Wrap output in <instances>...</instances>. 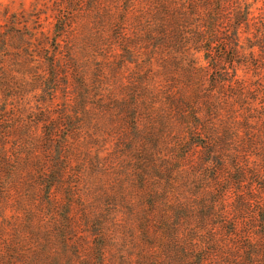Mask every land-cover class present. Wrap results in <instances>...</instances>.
<instances>
[{"label":"trees","instance_id":"obj_1","mask_svg":"<svg viewBox=\"0 0 264 264\" xmlns=\"http://www.w3.org/2000/svg\"><path fill=\"white\" fill-rule=\"evenodd\" d=\"M117 1L111 35L135 79L115 113L66 54L71 19L53 16L60 34H45L9 18L3 44L18 39L21 55L0 61V91L18 86L22 102L0 104V264H264V197L247 194L264 193V158L232 119L216 123L227 105L215 101L248 63L257 0Z\"/></svg>","mask_w":264,"mask_h":264},{"label":"rangeland","instance_id":"obj_2","mask_svg":"<svg viewBox=\"0 0 264 264\" xmlns=\"http://www.w3.org/2000/svg\"><path fill=\"white\" fill-rule=\"evenodd\" d=\"M251 1L252 0H249V2ZM62 2L63 0H0V61L4 60L6 64L15 63L16 54H18V56L21 55L16 49L20 43L18 39H16L13 44H11L10 41H8L7 44L6 42L3 44L2 40V37L7 36L9 18H11L14 13L19 21L16 24L17 29L21 28L24 20L29 18L31 22L37 21V28L42 30L45 34H60L59 27L61 25V20L55 24L53 16L57 15L58 18L64 16L65 18L71 19V26L68 30L73 36L70 37L71 41L67 46L70 47V51L67 50L66 54L72 57L73 60L78 61V66H85L83 70H86L89 74L92 95L96 94L92 87L93 84L103 85L102 87L105 89L106 95L111 97L110 103L108 97L106 104L109 106V109L115 113L118 111L116 101L120 102L123 97L129 100L130 95H132V93L134 94V92L131 93L130 90L134 85L135 79L132 72L134 64L130 63L127 68L121 67L122 52L120 48L115 47L113 36L111 35L112 31H114V27L111 28L109 24L114 21L112 17L108 16L113 15L114 19H118L121 15L120 8L122 9L124 2L119 3L117 0H98L99 3L95 4L94 0H85L84 5L78 4L77 12L73 11L75 6L65 8ZM252 2L250 25L243 26L244 32L241 34L240 39V53L244 60H248V63L237 69L236 86L233 87L237 92H230L229 88H226L228 90L224 91L225 93L217 92L215 94V101L216 98L221 100L224 99L223 101H225L224 105L219 104L218 107L227 105L220 110L221 112L216 123L219 125L222 122L226 123L232 119L231 121L233 122L231 125L242 127L241 129L246 134V137L253 135V139H256L257 147H259L254 151L255 154H252V156L254 159H262L264 158V154L261 151L262 145L264 144V47L261 41H264V0ZM94 6L98 7L95 8ZM126 30L130 32L132 27L127 26ZM103 31L109 32L111 35L110 44H102L101 40L103 37L101 33H103ZM18 36H20V34L15 33V38H18ZM255 43H258V45H255ZM109 51H111V57L108 58L110 63H107L105 62L106 60L103 59V56L109 57L110 55L108 56V54H106ZM125 56L126 54H124L123 57ZM178 78L181 82L184 81L183 76H178ZM192 79H194V77ZM158 82L161 83L162 81ZM8 90L9 88L0 91V104L5 103L9 106L8 109H10L12 105H18L22 102V100L16 96L17 94L20 95L21 90L18 86H14L9 91ZM144 94L147 95L148 92L146 91ZM248 103L252 104L251 110L248 108ZM43 105L44 104H39L40 107L44 108ZM16 108L17 111L16 109H12V114L20 110V108ZM233 109L236 111L235 113L232 112ZM245 117H247L246 120H244ZM220 119L222 122H220ZM40 131L41 127L36 126L33 132L39 133ZM12 141L16 142V140ZM12 141H9V143L11 144ZM105 151H103V154H105ZM198 155L199 154H197V156ZM262 162L261 166L264 171L263 159ZM72 164L76 169L77 165H75L74 162H72ZM252 190L253 192H247V194H250L253 204L264 201L262 200L264 193L259 191L258 185H255ZM228 201L229 200H226L225 202L228 207L238 204L234 199H230V201H234V204L233 202L230 204ZM254 215L255 213L252 214V217H254ZM245 217L248 219L246 226L250 225L252 218L248 215ZM245 229L246 228H244V230ZM249 232L251 231L249 230ZM252 236H254V234Z\"/></svg>","mask_w":264,"mask_h":264}]
</instances>
